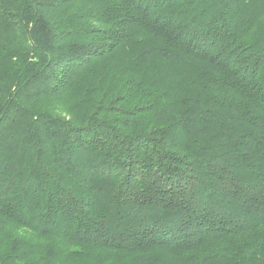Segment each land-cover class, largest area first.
<instances>
[{
	"label": "trees",
	"instance_id": "1",
	"mask_svg": "<svg viewBox=\"0 0 264 264\" xmlns=\"http://www.w3.org/2000/svg\"><path fill=\"white\" fill-rule=\"evenodd\" d=\"M0 264H264V0H0Z\"/></svg>",
	"mask_w": 264,
	"mask_h": 264
},
{
	"label": "rangeland",
	"instance_id": "2",
	"mask_svg": "<svg viewBox=\"0 0 264 264\" xmlns=\"http://www.w3.org/2000/svg\"><path fill=\"white\" fill-rule=\"evenodd\" d=\"M126 53H127V52H124V51H123L121 54H119V55L113 57V60L116 61V62L120 61L121 59H122L123 61H125V60L127 59V54H126Z\"/></svg>",
	"mask_w": 264,
	"mask_h": 264
}]
</instances>
